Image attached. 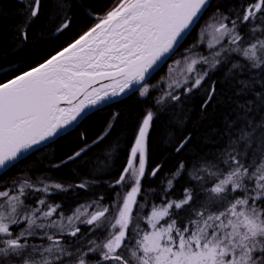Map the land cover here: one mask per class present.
Wrapping results in <instances>:
<instances>
[{"label": "snow or ice", "instance_id": "snow-or-ice-1", "mask_svg": "<svg viewBox=\"0 0 264 264\" xmlns=\"http://www.w3.org/2000/svg\"><path fill=\"white\" fill-rule=\"evenodd\" d=\"M19 3L21 19L15 28L26 41L43 0ZM74 7L93 17L94 25L30 70L17 69L0 82V169L15 167L25 153L39 150L61 132L71 135L68 129L76 131L96 112H104L103 106L123 103L121 97L130 91L138 93L145 108L131 135L111 146L108 155L115 158L107 174L91 181L107 185L110 203L101 195L67 215L48 198L67 193L72 185L25 179L0 187V264H65L66 256L73 264H264V114L259 121L249 116L253 109L264 113V0H237L227 8H213L212 0H118L103 16L86 0H52L50 19L59 21L57 33L72 26ZM206 14L209 51L193 54L202 42L198 37V44L186 50L183 71L170 67V77L150 83L149 77ZM222 64H230L226 80L244 71L251 74L236 81L242 86L236 94L252 98L237 103L236 119L224 120L215 150L193 148L189 159L160 177L158 189L146 187L144 182L155 180L164 167L149 165L151 134L157 131L161 143L170 145L164 151H185L191 134L168 139L182 122L177 106ZM215 83L204 93L202 119H210ZM121 118L117 109L101 131H80L76 146L51 166L87 165L86 158L112 136ZM121 159L119 171L112 174ZM181 178L188 184L176 198L172 192ZM75 188L89 191L90 183ZM149 196L154 202L146 208Z\"/></svg>", "mask_w": 264, "mask_h": 264}, {"label": "trees", "instance_id": "trees-1", "mask_svg": "<svg viewBox=\"0 0 264 264\" xmlns=\"http://www.w3.org/2000/svg\"><path fill=\"white\" fill-rule=\"evenodd\" d=\"M236 2L237 0H212V7L214 8L217 4H220L227 8L228 4ZM86 3L96 14L103 16L118 3V0H86ZM21 8L22 5L19 0H0V12L3 13V16H0V82L11 78L17 69L20 72L30 70L32 66L37 65L46 57L55 54L57 50L74 41L84 30L93 26L96 22L93 17L85 15L79 7H74L73 12L75 15L73 16L72 26L63 33H57L55 28L59 21L50 19L52 0H43L41 16L27 29L28 39L23 41L19 38L15 28L20 23L21 17L18 13ZM207 22L208 14L205 15L200 24ZM198 28L199 26H196L194 30L187 34L181 43L182 47H178L179 50L172 55L173 57L181 58L184 55H188L189 53L186 50L198 44ZM198 48L197 55L206 54L209 51L207 46L198 44ZM236 59V57H233V60ZM170 61L171 59H168L166 64L149 77L150 83H155L161 77H169L170 72H167V65ZM196 67L200 68L202 66L197 65ZM229 67L230 64L220 65L215 71L210 73L202 87L196 90L191 98L185 99L182 97L184 103L177 106L182 122L174 125V131L168 139L170 142H175V140L191 134V143L185 151L178 155L171 151H164V148L170 145L161 143V137L157 131L151 134L149 165L154 167L157 163H163L164 167L155 180L144 182L146 187L151 185V187L158 189L160 187V177H163L165 173H173L181 160L189 159L193 148L203 151L215 150L221 140V136L224 134V120L236 119L237 112L233 111V109H236L237 103H244L252 98L250 93L248 95L236 94L242 87L236 81L247 80L251 74L244 71L234 74L226 80L225 74ZM214 81L216 82L215 96L207 109L210 119H202L201 104L206 99L204 93L210 89ZM253 87L257 91L260 90L255 83ZM229 97L231 101H229ZM122 101L123 103H116L112 107L104 106V112H96L91 116L90 120L82 123L76 131H69L71 135H67V133L62 135L54 142L23 158L22 162L17 163L15 167H9L0 175V187L12 185L13 182L19 183L25 179H29L33 183L43 180L47 183L59 182L65 187L72 185V189L67 193L59 192L48 198L53 203L61 204L63 211L67 215L79 205L87 204L89 195L93 193L95 198L103 195L105 202L110 203L113 194L107 185L102 181L93 185L91 181L107 174L108 165L111 163V159L115 158V154L111 158L108 155L113 152L111 146L115 145L117 140H122L124 136L131 135L137 117L145 108V104L140 102L138 93L135 95L131 94L122 99ZM117 109L122 113L121 120L118 122L112 136L93 149L89 157L86 158L88 161L87 165L83 162H78L59 168L51 166L53 163H58L61 158L65 157L76 146L80 131L89 129L92 135L101 131L109 119V113ZM261 114L264 113H258L253 109L249 116L259 121ZM205 137L208 139L206 140ZM121 147H123L122 144ZM122 163V159L117 160L115 167L110 169L111 173H117ZM85 181L90 183L89 191L75 188V185ZM187 184V178L177 180L172 195L180 198ZM153 202L152 197L149 196L146 208L150 207ZM70 250L75 255L76 248L71 247ZM124 251L122 250V254L125 255ZM65 264H73L72 257L66 256Z\"/></svg>", "mask_w": 264, "mask_h": 264}, {"label": "rangeland", "instance_id": "rangeland-1", "mask_svg": "<svg viewBox=\"0 0 264 264\" xmlns=\"http://www.w3.org/2000/svg\"><path fill=\"white\" fill-rule=\"evenodd\" d=\"M204 25H205V23H202V24L199 25V28H198V31H199L198 35H199L200 38H202V42L199 43L200 46L201 45L207 46L208 41L212 40V36L210 35L211 29L210 28L209 29L204 28L203 27ZM198 49H199L198 46L195 49H193L194 50V53H193L194 55H197ZM188 56H189V54L188 55H184L181 58H175V57L172 56L171 61L167 65V72H169V68L170 67L178 68L180 71H183L184 69L182 67H180V66L184 64L185 57H188ZM170 75H169V77H170ZM75 209L76 208H74L73 211ZM72 212L70 214H68V215H71ZM35 243H36V241H35ZM37 243H39V242H37ZM124 252H125V255H126L127 254V250H125Z\"/></svg>", "mask_w": 264, "mask_h": 264}, {"label": "water", "instance_id": "water-1", "mask_svg": "<svg viewBox=\"0 0 264 264\" xmlns=\"http://www.w3.org/2000/svg\"><path fill=\"white\" fill-rule=\"evenodd\" d=\"M187 34H188V33L185 34V37L187 36ZM185 37H184V39H185ZM184 39H183V40H184ZM183 40H182V41H183ZM182 41L180 42V44L182 43ZM178 47H179V46H178ZM171 57H172V56H171ZM171 57H170V58H171ZM170 58H166V62H167L168 59H170ZM166 62L161 63L160 66H159V68H160L161 66H163ZM159 68H157V70H158ZM157 70H156V71H157ZM133 91H134V89H133ZM131 94H133V93L130 91V92L128 93L127 96H129V95H131ZM127 96L121 97V100L124 99V98H126ZM103 107H104V106H103ZM71 130H72V129H68L67 131L69 132V131H71ZM64 134H66V133H65V132H61L60 136L54 138L53 140L48 141L46 144L42 145L40 148H42V147H44V146H46V145H48V144L54 142L56 139H58L59 137H61V136L64 135ZM35 151H36V150L34 149V150H32V151H30V152H28V153H25V154H24V157H22V159L25 158V157H27L28 155L32 154V153L35 152ZM7 169H8V168L0 169V175H1L5 170H7Z\"/></svg>", "mask_w": 264, "mask_h": 264}, {"label": "flooded vegetation", "instance_id": "flooded-vegetation-1", "mask_svg": "<svg viewBox=\"0 0 264 264\" xmlns=\"http://www.w3.org/2000/svg\"><path fill=\"white\" fill-rule=\"evenodd\" d=\"M64 193V192H63ZM36 195H41V194H39V193H37ZM95 198V194L93 193V194H90L89 195V201H88V203L92 200V199H94ZM63 208V207H62ZM71 213V212H70ZM65 239H71V238H68V237H66ZM37 242H39L40 243V241L39 240H37L36 241V243ZM45 243H46V241H45Z\"/></svg>", "mask_w": 264, "mask_h": 264}]
</instances>
